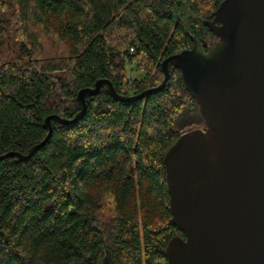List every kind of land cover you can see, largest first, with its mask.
I'll list each match as a JSON object with an SVG mask.
<instances>
[{
    "label": "trees",
    "instance_id": "1",
    "mask_svg": "<svg viewBox=\"0 0 264 264\" xmlns=\"http://www.w3.org/2000/svg\"><path fill=\"white\" fill-rule=\"evenodd\" d=\"M224 0H0L20 60L0 64V156L41 143L53 114L73 118L78 92L109 79L118 93L158 85L161 62L219 39L204 24ZM134 49L131 52L130 49ZM134 64L141 79L129 78ZM166 88L120 102L87 99L78 123L53 121L29 160L0 161V264H167L183 233L172 221L164 157L206 128L181 72Z\"/></svg>",
    "mask_w": 264,
    "mask_h": 264
},
{
    "label": "water",
    "instance_id": "2",
    "mask_svg": "<svg viewBox=\"0 0 264 264\" xmlns=\"http://www.w3.org/2000/svg\"><path fill=\"white\" fill-rule=\"evenodd\" d=\"M204 24L219 41L205 49L192 36L191 48L161 62L159 85L122 95L97 80L78 92L73 118L48 116L41 143L0 161L29 160L51 138L53 121L78 123L101 90L120 102L163 91L174 67L206 128L182 134L164 157L172 221L184 235L168 242L167 264H264V0H224Z\"/></svg>",
    "mask_w": 264,
    "mask_h": 264
},
{
    "label": "rangeland",
    "instance_id": "3",
    "mask_svg": "<svg viewBox=\"0 0 264 264\" xmlns=\"http://www.w3.org/2000/svg\"><path fill=\"white\" fill-rule=\"evenodd\" d=\"M18 56H20V43L16 39L15 28L12 27L7 31L5 36L0 38V64L5 61H20L17 58ZM127 69L129 72L128 76L131 79H141L144 76L143 72H138L136 70L134 64L128 63Z\"/></svg>",
    "mask_w": 264,
    "mask_h": 264
},
{
    "label": "built area",
    "instance_id": "4",
    "mask_svg": "<svg viewBox=\"0 0 264 264\" xmlns=\"http://www.w3.org/2000/svg\"><path fill=\"white\" fill-rule=\"evenodd\" d=\"M130 51H131V52H134V49L132 48V49H130Z\"/></svg>",
    "mask_w": 264,
    "mask_h": 264
}]
</instances>
